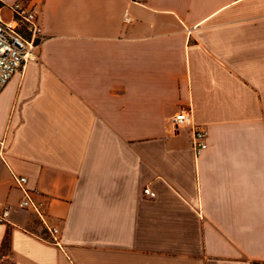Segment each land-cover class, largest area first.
Masks as SVG:
<instances>
[{
  "label": "crops",
  "instance_id": "0c3cea01",
  "mask_svg": "<svg viewBox=\"0 0 264 264\" xmlns=\"http://www.w3.org/2000/svg\"><path fill=\"white\" fill-rule=\"evenodd\" d=\"M18 1L42 37L0 95V264H264V0Z\"/></svg>",
  "mask_w": 264,
  "mask_h": 264
},
{
  "label": "built area",
  "instance_id": "2783aa9c",
  "mask_svg": "<svg viewBox=\"0 0 264 264\" xmlns=\"http://www.w3.org/2000/svg\"><path fill=\"white\" fill-rule=\"evenodd\" d=\"M130 2L141 4L142 0H130ZM8 11L11 13L9 20L5 19L0 8V95L12 78L27 64L38 61L36 49L42 37V28L33 10L18 1L10 6ZM124 22L131 23L128 14ZM171 124L176 130L188 129L191 132L192 147L196 155L199 156L208 149V132L195 123L190 110H181L171 119ZM4 147V141L0 140V162L4 161ZM14 180L24 195L19 203V209L35 211L52 241L59 243V229L49 225L39 206L32 199L26 189L27 179L14 176ZM144 195L150 199L156 198V193L149 188L144 189ZM9 216L10 210L5 209L0 214V222H5Z\"/></svg>",
  "mask_w": 264,
  "mask_h": 264
},
{
  "label": "trees",
  "instance_id": "16d2710c",
  "mask_svg": "<svg viewBox=\"0 0 264 264\" xmlns=\"http://www.w3.org/2000/svg\"><path fill=\"white\" fill-rule=\"evenodd\" d=\"M2 7V4L0 3V8Z\"/></svg>",
  "mask_w": 264,
  "mask_h": 264
}]
</instances>
